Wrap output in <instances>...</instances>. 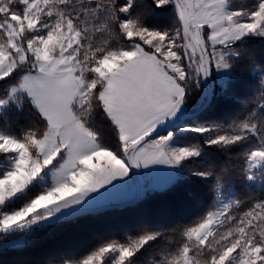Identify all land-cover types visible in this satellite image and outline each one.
I'll return each instance as SVG.
<instances>
[{"label":"snow or ice","instance_id":"6c2138e0","mask_svg":"<svg viewBox=\"0 0 264 264\" xmlns=\"http://www.w3.org/2000/svg\"><path fill=\"white\" fill-rule=\"evenodd\" d=\"M190 181L151 214L194 217L81 246ZM43 246L15 264H264V0H0V251Z\"/></svg>","mask_w":264,"mask_h":264},{"label":"trees","instance_id":"16d2710c","mask_svg":"<svg viewBox=\"0 0 264 264\" xmlns=\"http://www.w3.org/2000/svg\"><path fill=\"white\" fill-rule=\"evenodd\" d=\"M154 23H165V17H153ZM256 55H261V48L258 44H253ZM217 91L219 89L217 88ZM235 91L237 95L244 97L248 92V84L246 79L241 80L235 85ZM199 93H194L189 98V107L196 101ZM215 108L209 113L211 118L225 119L230 115L239 111L241 105L238 103H225L222 99H217L215 102ZM197 193L200 197H203V186L196 181H190L183 187L176 191L167 192L164 194L156 193L149 194L148 198L141 204L140 211H113L108 214L96 219L89 221L85 225V229L89 228L88 235L85 240L81 242V246L86 244L100 235H115L119 236L124 232H133L141 223H165L171 224L174 222H180L186 219L194 217L199 210V203L187 207L183 210L180 215L168 216L164 218H158L153 216L151 213L153 210L158 209L164 205H172L180 200L182 197H186L187 193ZM205 202H207L205 200ZM56 251V249L50 246H43L36 251L30 250L25 252H17L15 250L0 251V264H15L18 259L32 260L41 258L44 255L50 254Z\"/></svg>","mask_w":264,"mask_h":264},{"label":"rangeland","instance_id":"374dc122","mask_svg":"<svg viewBox=\"0 0 264 264\" xmlns=\"http://www.w3.org/2000/svg\"><path fill=\"white\" fill-rule=\"evenodd\" d=\"M127 195H131V193H127Z\"/></svg>","mask_w":264,"mask_h":264}]
</instances>
